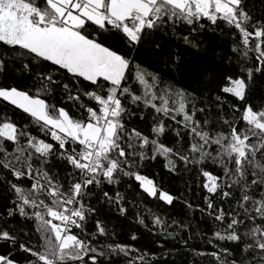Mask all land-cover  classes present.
Segmentation results:
<instances>
[{
  "label": "snow or ice",
  "instance_id": "1",
  "mask_svg": "<svg viewBox=\"0 0 264 264\" xmlns=\"http://www.w3.org/2000/svg\"><path fill=\"white\" fill-rule=\"evenodd\" d=\"M258 3L0 0V264H264Z\"/></svg>",
  "mask_w": 264,
  "mask_h": 264
},
{
  "label": "trees",
  "instance_id": "2",
  "mask_svg": "<svg viewBox=\"0 0 264 264\" xmlns=\"http://www.w3.org/2000/svg\"><path fill=\"white\" fill-rule=\"evenodd\" d=\"M259 11V3L257 0V12ZM225 32H227V29H225ZM231 34L227 33L226 36L220 35V29H217L216 33L213 34L211 32H207L205 35L201 36L199 39L202 41L200 44L201 48V55H207L210 59H218L219 57L223 56L226 57L227 54L230 52L231 47ZM217 44L220 45L219 47H216L215 54H213L209 50V45L211 44ZM225 59V63H226ZM160 168L157 166V168L153 169V172H159ZM157 181L163 185V187L169 191L172 192L174 196L180 197L184 196V198L190 199L194 204L200 200V197L198 195H195L194 193L188 192V184L191 183L189 180V177L187 176H169V175H159L156 177ZM147 207L152 208L153 211H155V207L153 204H147ZM169 212H171L173 215L177 217H182L184 213L186 212V209L184 208L183 204L178 200L175 202V207L172 209H169ZM197 217H199V213H197ZM112 223L116 225V232L118 234V239L120 241L127 240L128 233L134 228L138 227L133 224V218L130 215L127 220L120 219L116 220L113 218ZM144 229L140 228L138 231V235L140 233H143ZM151 237L145 235L140 239L139 244L145 245L150 244ZM135 243V242H133ZM0 251H4L3 248H0ZM182 256H176L175 261L176 264H180ZM169 264H172L173 257H169ZM159 264H163V261L161 260Z\"/></svg>",
  "mask_w": 264,
  "mask_h": 264
}]
</instances>
